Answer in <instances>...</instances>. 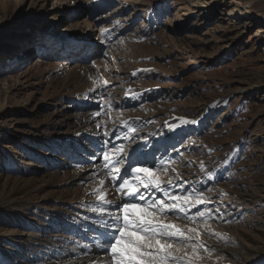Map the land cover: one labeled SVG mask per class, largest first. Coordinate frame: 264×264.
<instances>
[{
  "label": "rangeland",
  "instance_id": "1",
  "mask_svg": "<svg viewBox=\"0 0 264 264\" xmlns=\"http://www.w3.org/2000/svg\"><path fill=\"white\" fill-rule=\"evenodd\" d=\"M55 1L59 2L61 14L51 11L55 8L51 0L35 2L36 5L41 2L45 7L39 16L37 13L29 15L31 2H27L15 15L12 13L4 18L0 14V45H4L3 50H11L10 55H19L32 49V53L19 65V61H13L4 68L2 63L5 60L0 58V72L4 73L0 79L11 75L13 81H24L20 76L25 65L33 56L35 60L44 57L39 53L42 47L39 31L49 26V34L62 47L59 53L71 54L65 50L83 48L89 50L93 56L91 60L105 61L106 67L103 66L113 80L112 87L119 88V92L124 93L131 88L161 92L163 97L158 102L148 100L141 104L147 111H152V107L157 105L161 110L198 116L207 107L224 101L206 123L198 127L196 134L181 142L179 154L187 160L186 164L199 170L198 173L210 178L218 177L215 184L202 187L200 192L213 202L211 215L220 219L215 227L220 240L217 243L235 251H247L248 257L252 258L253 239L260 236L264 242V0H109L106 8L96 11L93 10L98 3L95 0ZM242 9H246V20L227 17L229 13ZM150 15L153 20H150ZM31 16L37 22L30 21L28 17ZM64 19L70 20L72 25L79 23L81 30L71 25V33L60 31L65 27L61 26ZM116 32L124 34L117 40ZM64 33L68 34L67 39L63 37ZM106 33L113 38H107ZM48 52L50 50L45 48L42 51L44 54ZM112 55L143 58L140 73L146 79H133V85L128 83L126 89L121 77L125 70L130 69L129 62L122 61L126 64L122 70L123 67L111 63ZM44 60L59 62V67L56 66L52 73H65V59ZM69 62L67 65L70 66ZM86 65L93 68L91 63ZM151 74L155 76L149 77ZM44 76V84L34 89L37 94L33 100L29 96L26 100V92H23L14 99L20 105L10 106L11 102L6 99L8 95L0 96L2 178L15 177L28 167L34 170V175L41 176L46 168H64L68 163L73 165L35 143V134L41 141L45 138L42 129L35 124L38 120L44 122L67 117L74 121L80 114L78 108L68 102L56 107L48 99L43 101V96L49 91L46 82L52 75ZM95 86L101 87L102 83L95 82ZM91 106L83 109L98 111L106 107L104 110H107L108 102L101 99ZM80 154L75 153L78 160H87L80 158ZM3 218L6 217L1 215L0 219ZM66 224L71 223L65 221L63 225ZM19 229L26 230L22 226ZM51 229L52 226L43 227L46 232ZM0 246L2 249L6 245ZM16 246L15 242L10 249L4 250L0 260L16 254Z\"/></svg>",
  "mask_w": 264,
  "mask_h": 264
},
{
  "label": "bare ground",
  "instance_id": "2",
  "mask_svg": "<svg viewBox=\"0 0 264 264\" xmlns=\"http://www.w3.org/2000/svg\"><path fill=\"white\" fill-rule=\"evenodd\" d=\"M36 1L0 0V14L4 18L12 13L15 15L22 11L27 2H31L28 8L29 15L35 16L37 13L36 16H39L44 13L45 7L41 5V2L36 5ZM54 1L51 0V3H55L53 5L55 8L51 11L61 14L59 13L60 7L57 5L59 2ZM97 1L93 9L95 11L99 8H106L109 3V0H95ZM245 14L246 9H242L229 13L227 17L241 21L246 20ZM28 18L30 21L37 22L32 16ZM149 18L153 20V16L150 15ZM69 21L64 19L61 26L65 25V27H61L60 31H72L74 26H77L78 31L81 30L79 23L72 25ZM49 30V26L41 31L38 30L42 35H39L40 39L42 38L39 53L44 57L35 60L33 56L30 63L25 65L21 76L19 75L24 80L22 83L11 80V75L1 78L0 96L8 95L6 99L8 103L11 102L10 106L20 105L14 99L23 92H26V100L28 96L33 100V96L37 94L35 87L44 84V75L51 74L52 76L48 77L49 81L46 82L49 91L44 96L42 95L43 101L48 99L56 107L68 102L69 105H75L74 107L78 108L80 114L76 115L74 121L65 116L60 120L51 119L44 122L38 120L35 124L39 125L40 130L42 129L45 138L41 141L38 134H35V143L50 151L51 155L54 154L68 160L73 165L68 163L64 168L61 166L46 168L41 176L34 175V170L28 167L15 177H0V211L2 210L0 216L6 217L0 219V245H6L0 249V254L10 249L11 244L15 242L17 244L16 254L0 260V264H106L110 257L105 255L99 243L93 239L95 233L91 229L94 221L100 218V214L99 212L94 213L92 208L100 203L97 199L98 192H106L107 199L112 200V205H103L108 211L115 212V205L121 203V194L113 187V184L118 181L111 179L116 173H109V169L103 167L105 161L101 155V149H104L103 151H107L111 159L121 158L122 153L118 150L121 145H124L127 151V155L122 157L123 164L118 166L121 173L130 166L159 169L158 174L164 182L163 186L168 187L169 192L173 195L190 197V202L188 204L181 202V206L184 207L187 216L192 217L194 223L186 219L174 222L197 227L201 233L199 241L193 235V239L188 243L190 245L203 243L208 251L197 247V254L201 258L194 260L193 264H263L264 242L260 236L253 239L254 256L252 258L248 257L247 251L239 249L235 251L217 243L220 240L216 236L215 227L219 225L220 219L211 215L213 202L203 205L194 204L191 201L200 196L202 187L215 184L218 177L210 178L204 173H198L199 170L196 171L193 169L194 166L186 164L187 160L182 159L183 157L179 154L182 149L179 150L181 142L196 134L198 127L205 124L214 110L220 108L224 101L220 100L207 107L198 116H184L177 111L161 110L157 105H152V111H147V108L145 109V106L141 104L148 100L158 102L159 98L163 97L161 92H157L158 90L157 93L146 92L148 90H132V88L124 90V93L119 92V88L112 87L113 80L104 68L105 61L91 60L93 56L88 52L89 50L85 51L83 48L65 50L71 54L59 53L62 47L59 41H55L54 37L49 34ZM112 31L115 32V30ZM108 34L110 33H106L107 38L112 39L113 37ZM114 34L117 35L118 40V37H122L124 33ZM62 35L68 38L67 33ZM1 48L0 58L5 60L2 63L4 68L9 67L13 61H19V65L21 61L26 60L32 50L29 48L20 52L19 55H10L8 53L11 50H3L4 45H0ZM44 48L50 52L42 53ZM114 57L111 63L123 67L122 70H125L126 66L122 61L129 62L130 69L122 71L124 75L121 77L126 89L133 79H146L141 77L140 73L142 57L140 60L137 59L140 56L133 57L135 59L122 55ZM59 58L66 60L63 62L66 68L63 75L52 73L56 66L59 67V62L44 60H58ZM81 60H85L84 64L78 63ZM68 61H70V66L67 65ZM86 63H91L93 68L89 69ZM2 75L4 73L0 72V76ZM153 76L155 75L151 74L149 77ZM30 81L33 82L30 83ZM35 82L38 83L34 84ZM95 82L102 83V86L96 87ZM240 92L247 93L246 91ZM174 93L171 95L175 96ZM101 99L108 102L107 110H104L106 107L98 111L83 109L85 106L92 107L91 105ZM76 152L81 153L80 158L85 157L87 160H78ZM71 167H73L72 170H69ZM135 175L137 174H132L133 177ZM169 179L175 187L167 185ZM101 180L105 181L103 186L100 184ZM132 182L136 183L135 180ZM201 198L205 201L209 200L204 195ZM168 202L175 203L171 200ZM198 210L205 212L203 218L197 214ZM178 215L181 218L184 217V213ZM65 221L71 224L63 225ZM21 226L26 230H20ZM47 226H52L48 232L43 230V227ZM187 251L190 253L191 247Z\"/></svg>",
  "mask_w": 264,
  "mask_h": 264
},
{
  "label": "snow or ice",
  "instance_id": "3",
  "mask_svg": "<svg viewBox=\"0 0 264 264\" xmlns=\"http://www.w3.org/2000/svg\"><path fill=\"white\" fill-rule=\"evenodd\" d=\"M118 150L122 157L127 155L124 145ZM101 155L105 161L103 167L108 168L109 173H116L111 179L118 181L113 187L121 194V203L115 205V212L103 207L113 203L107 199L106 192L97 193L100 203L92 208L94 213L100 214L91 229L95 233L93 239L99 243L105 255L110 257L106 264H193L194 260L201 258L197 254V247L208 251L203 243H188L193 235L199 241L201 233L197 227L174 222L181 219L192 221V217H188L181 206V202L188 204L190 197L169 192L168 187L163 186L159 169L130 166L121 173L118 166L123 164L122 157L113 160L103 149ZM133 173L137 175L133 177ZM100 184L103 186L105 181L101 180ZM167 185L175 187L171 179L167 181ZM202 195L201 193L191 202L203 205L212 203L211 200L205 201L201 198ZM169 200L175 203H169ZM216 211L219 212V209ZM179 213H184V217L181 218ZM197 214L200 217L205 216V212L199 210ZM189 247L190 253L187 251Z\"/></svg>",
  "mask_w": 264,
  "mask_h": 264
}]
</instances>
